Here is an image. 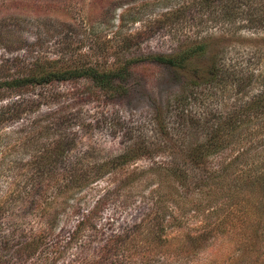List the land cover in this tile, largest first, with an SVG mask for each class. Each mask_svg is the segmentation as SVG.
Masks as SVG:
<instances>
[{"label": "rangeland", "instance_id": "obj_1", "mask_svg": "<svg viewBox=\"0 0 264 264\" xmlns=\"http://www.w3.org/2000/svg\"><path fill=\"white\" fill-rule=\"evenodd\" d=\"M114 1L0 0V71L24 66L39 55L60 57L68 68L95 64L105 69L129 57L139 59L122 81L126 90L106 91L83 77L57 82L44 88L47 99L43 107L1 127L0 199L12 201L13 213L12 222L8 215L2 220L7 222L6 227L13 224L19 237L23 229L28 230L29 237L44 233L42 245L27 264H225L229 254L239 255L237 230L228 225L211 235V229L226 218L230 200L237 202L231 212L240 208L238 203L247 191L249 176L258 174L257 167L264 163V157L254 152V165H233L219 184L227 186L230 193L224 195L228 191L225 189L216 194L220 199L209 209L207 191L214 185L215 173L233 161L241 147L248 148L258 141L236 142L197 162L189 153L203 140L208 118L231 111L261 88L264 31L243 27L226 31L220 24L198 26V20L191 22L189 18L160 30L158 20L174 9L176 2ZM129 8L140 12V21L127 22L116 35L121 29V13ZM145 28L151 36L134 49L122 51L125 55L118 59L113 49L119 47L122 37ZM198 35L210 43L202 66L214 55L227 64L230 72L254 71L251 86L239 94L233 84L202 83L194 93H189L188 87L184 94L190 97L179 101L178 96L183 94L181 82L167 67L148 57L174 52L185 47L183 41L189 44ZM178 72L191 79L188 73ZM39 118L44 120L35 130L39 146L35 147L29 143L34 136L26 137L22 130ZM14 129H21V133L8 138ZM65 132L75 137L66 157L69 166L74 164L77 169L94 167L142 141L154 150L106 173L81 191L73 187L63 192L62 169L46 172L39 182L33 177L39 148L44 147V153L55 150ZM167 167L182 170L184 179L167 175ZM89 214L90 223L71 243L79 221ZM159 222L167 225L163 237L168 238L163 247L158 245V236L155 238ZM115 233L130 235L131 250L124 261L120 253L117 261L115 254L108 256L104 249L108 241L115 239ZM261 254L259 263L264 264ZM53 257L58 258L56 263Z\"/></svg>", "mask_w": 264, "mask_h": 264}, {"label": "trees", "instance_id": "obj_2", "mask_svg": "<svg viewBox=\"0 0 264 264\" xmlns=\"http://www.w3.org/2000/svg\"><path fill=\"white\" fill-rule=\"evenodd\" d=\"M117 1L115 0L113 3ZM121 1H119L120 4ZM123 2L127 1L123 0ZM174 2L177 3L174 6L175 8L167 10L158 20V28L160 30L166 25H180L182 21L189 18L191 22L198 20L195 23L198 26H202L204 23L220 24L226 31L230 30V27H235L236 30L243 27L264 31V0H170L169 4L173 5ZM139 13V11L135 12L133 8L123 11L121 13V29L115 34L117 35L123 31L122 27H125L127 22L136 23L140 21ZM150 32L145 28L143 31H137L122 37L123 41L119 42V47L113 49L114 55L120 59L122 55H125L122 51H130L139 46L151 36ZM66 34L64 38H67L68 41L69 37ZM202 38L200 35L195 36L194 40L189 44L183 41L185 46L183 48L166 54L157 53L150 55L148 58H152L155 62L167 67L172 75H176L178 82L180 81L181 86H183V94L178 96L179 101L185 97L186 99L190 97V94L189 96L184 94L188 91V87H191V92L189 93H194V89L201 86L202 83L214 86L233 84L239 94L243 93L254 81V71L250 73L238 72L237 70L230 72L227 64L214 55L209 56L208 64L202 66L200 63L205 60L210 47L209 39ZM189 39H193V37L189 36ZM113 41L116 42L117 39L115 38ZM61 59L60 57L50 58L39 55L36 56L34 61L24 66H15L12 69L8 67L6 71L1 69L0 136L1 127L4 124L22 120L27 113H33L43 107L47 99L44 88L47 86L83 77L106 91L117 92L122 89L126 90L123 88L122 81L126 80L127 76L132 73L133 62L139 60L129 57L123 63L117 61L113 67L100 69L95 64H83L75 68L64 67V61ZM178 71L188 73L190 75L188 77L191 79L187 80L185 74L178 75ZM182 79H186V81ZM39 89L41 91L35 93ZM31 93L35 95L30 96ZM13 96L16 99L11 101L9 98ZM43 120V118H39L22 130L26 137L34 136V138H30L29 143H33L35 147L38 146L35 130L41 128ZM15 133H21V129L12 130L8 138ZM245 140L258 142L248 148L246 146L241 147L242 150L234 157L233 161L223 167L220 173H215L214 185L207 191L209 194L207 195L209 200L207 208L210 209L213 205H216L217 200L220 198L215 197V195L227 189V186L219 184L225 180L233 165H254V161L251 162V160L255 159L253 157L254 152L264 157V82L257 92L243 99L231 111L208 118L205 122L203 140L196 144L189 154L192 160L197 162L215 156L236 142ZM74 144V135L65 132L64 136H61L57 141L55 150L50 153L48 151L44 153V147L39 148V155H35V157L37 156L35 161L37 170L33 179L39 182L42 177H45L46 172L53 173L57 169H62L65 175L63 192H67L73 187L77 188L76 191H81L89 184L102 178L106 173L119 169L140 156L152 154L154 150V147L142 141L135 143L134 146L129 147L119 155L96 163L94 167L77 169L74 164L71 167L69 166L70 161L66 157ZM257 168H259L258 174L249 176L250 181H247L249 185L248 183H246L248 186L245 185L247 191L238 203H241L240 208L231 212L237 202L230 200L227 204L230 211L225 214L226 218L211 229V235L224 231L228 225L231 230H237L236 238H238V242L236 247L240 250L239 255L229 254V262L225 259V264H245L249 261L256 262L255 264L262 263L259 258L262 255L261 251L264 253V163ZM165 169L169 172L167 175L170 174L180 180L184 179V173L179 168L167 167ZM31 185L33 186V184ZM227 193H230V191H226L224 195ZM235 197L236 194H234ZM231 199L233 200L232 195ZM39 203L42 202L39 201ZM11 204L12 201L10 199H0V253H2L0 264H27L37 254L42 245L45 239L44 233L36 234L37 237H29L28 230L23 229L19 237L14 232L13 224H8L11 229L9 226L6 227L7 222L5 221V223L2 218L4 219L8 215L9 222H12ZM197 210L199 211V205H197ZM91 217L92 214H89L82 221H79L73 235L70 237V241L77 239L76 235L79 236L80 231L88 226L92 219ZM157 219L160 220L159 218ZM54 220L57 219L54 217ZM156 226H158V232H155V238L158 236V245L163 247L168 238V236L163 237V234L167 232V225L159 222ZM226 232L229 233L231 231L227 230ZM128 236L130 235L115 233L112 236L115 239L108 241L104 246L108 256L115 254V258L118 261L120 253L124 261L125 257L128 256L126 253L131 250L130 244H132ZM208 236L206 235V237ZM9 251L10 253L6 254ZM57 260V257L52 258L54 263Z\"/></svg>", "mask_w": 264, "mask_h": 264}]
</instances>
